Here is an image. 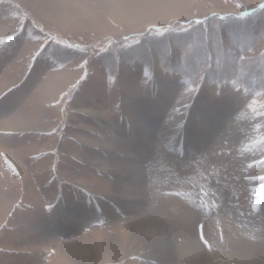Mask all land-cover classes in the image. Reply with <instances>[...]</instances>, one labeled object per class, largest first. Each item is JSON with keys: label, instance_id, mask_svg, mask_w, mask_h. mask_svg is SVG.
<instances>
[{"label": "rangeland", "instance_id": "rangeland-1", "mask_svg": "<svg viewBox=\"0 0 264 264\" xmlns=\"http://www.w3.org/2000/svg\"><path fill=\"white\" fill-rule=\"evenodd\" d=\"M41 1L0 0V264H264V92L229 79L264 53V0ZM133 162L167 257L102 214Z\"/></svg>", "mask_w": 264, "mask_h": 264}, {"label": "bare ground", "instance_id": "bare-ground-1", "mask_svg": "<svg viewBox=\"0 0 264 264\" xmlns=\"http://www.w3.org/2000/svg\"><path fill=\"white\" fill-rule=\"evenodd\" d=\"M104 1H105L104 4L106 5V7L109 8L110 7V4L108 2L109 0H104ZM40 4H41V7L44 9V11L47 14L49 13V15L52 14V16L53 15H57L59 17L63 16V17H67V18L71 16L70 17L71 20H74L73 19L74 15L81 16V14H82V11L76 9L75 5L72 4L69 0H43V1H41ZM83 19H85V18H83ZM88 21H89V19H88ZM59 76H60V78H62L64 80H66V79L68 80L69 76H71V75H67V74L63 75L62 74V75H59ZM60 78H59V80H60ZM6 125L7 126L4 127L3 124H0V128H5V129H8V130L12 131L13 127L10 128L9 124H6ZM105 128L107 129V131H106L107 132V136L110 138V139L107 140L108 150H112L113 151L115 146H116V142L115 141L117 139V135L115 133L116 131H114L116 129L111 124H108V126H106ZM120 137H121V135H120ZM136 162H133V166L131 165V163L127 164V166H129V169H128L129 171L127 173V177H131V176L135 175L136 182L138 183V188H129L127 186L122 187V185H123V184L121 185L122 181H121L120 185H119V182L116 181L115 187H113L110 190H107V192L104 194L105 199L107 198L108 201L106 200V202H105L106 205L103 204L101 206V211H102V214L104 216H107L108 218H114V219L120 220L121 222H124L126 224L127 232L131 233V240L132 241H136V243H137L136 245L131 247V249L134 250V253L142 254V256H144L146 258H152L151 256H154L158 252L159 248H158L157 251L153 252L152 251L153 249H151L149 247L150 241H149V239L146 238V235L150 234V235H154V237H155V235L157 236L156 240L158 241V243L164 242V244H163L164 247H162V248L165 249V250H163V252H161V253H159V252L158 253H159V256L165 255L167 257L169 255V253H170V244L168 243V241L166 239L165 233L162 232L164 230V228L161 227V225H162L161 222L160 223L156 222V220H155L156 218L152 217L151 213H149V211L147 210L146 204L148 203V199L145 198L146 197V190L144 191V189H143V185H144L143 175L141 176L140 174H138L139 171L137 172V167L135 165ZM135 169H136V171H135ZM114 170L117 171V172L120 171V169H118V168H114L111 171L114 172ZM114 174L116 175V173H114ZM111 176H114V175H111ZM140 177H141V179H140ZM119 180L120 179H118V181ZM126 184H127V182H126ZM9 191L11 192V190H9ZM121 194H126V195L129 194V196L134 195V196H139V197L138 198L133 197V198H135L134 200H127L128 198L126 199L125 197H129V196H124L123 197ZM4 195L6 196L7 194H4ZM6 197H9V196H6ZM138 201H140V202H138ZM126 203L129 204V205H127ZM5 204H6V207H7V201H5V203H3V206ZM132 204H134V205H132ZM2 211H3V207H2ZM134 211H136L137 213L133 214ZM57 216H58V214H57ZM130 216H132V217H130ZM149 216H151V217H149ZM68 217L70 218V220L69 221L66 220V221L70 223L71 229H77V226L79 225L78 223H83V221L86 220L85 218H87V217H83L82 213L81 214H74V213L72 214V212L69 213ZM63 218L64 217H59L58 216V219H60V220H62ZM121 218H123V220ZM122 225H123V223H122ZM41 226H39V227H41ZM51 231H52V229L47 226L43 230L41 236L44 239L52 241L53 238L50 235ZM115 243L116 242L113 241L112 243H109L108 246H111V247L115 248ZM152 244H154V243H152ZM81 245H83V244H81ZM69 246L70 247L68 249L69 250H73L72 253L74 252V255H70V254L66 255L67 259H71L73 256H76L79 251H82V249H85L84 246H82V247L81 246L73 247V246H71V244H69ZM58 257H60V256L58 255L57 258ZM64 260H66V259H64ZM64 260H63V262H64ZM140 263L144 264V258H143V261L140 262ZM164 263H165V261H164ZM167 264H168V262H167Z\"/></svg>", "mask_w": 264, "mask_h": 264}, {"label": "trees", "instance_id": "trees-1", "mask_svg": "<svg viewBox=\"0 0 264 264\" xmlns=\"http://www.w3.org/2000/svg\"><path fill=\"white\" fill-rule=\"evenodd\" d=\"M215 60L220 62V58H215ZM184 71L185 73H181V77L185 78L189 84H195L199 81L198 79L201 76H197L195 72L187 69ZM229 75L230 81H233L234 84L243 87L252 94L264 92V53L258 55L254 61L246 67L237 62L233 72Z\"/></svg>", "mask_w": 264, "mask_h": 264}]
</instances>
